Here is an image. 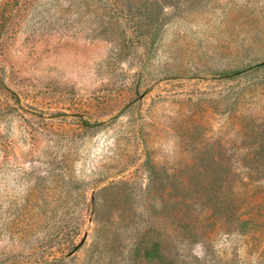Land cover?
I'll return each instance as SVG.
<instances>
[{"label":"rangeland","instance_id":"obj_1","mask_svg":"<svg viewBox=\"0 0 264 264\" xmlns=\"http://www.w3.org/2000/svg\"><path fill=\"white\" fill-rule=\"evenodd\" d=\"M0 264H264V0H0Z\"/></svg>","mask_w":264,"mask_h":264}]
</instances>
